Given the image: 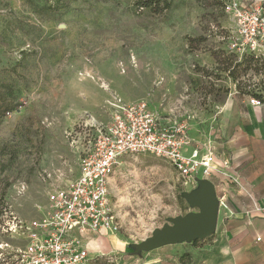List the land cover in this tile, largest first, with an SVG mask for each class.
Wrapping results in <instances>:
<instances>
[{"label":"rangeland","instance_id":"obj_1","mask_svg":"<svg viewBox=\"0 0 264 264\" xmlns=\"http://www.w3.org/2000/svg\"><path fill=\"white\" fill-rule=\"evenodd\" d=\"M227 1L174 0L155 14L136 0H0V96L14 106L0 116V251L25 248L17 222L41 217L51 186L75 180L110 122L113 94L147 101L170 126L185 124L217 159L235 152L249 94H264V64H242L237 77L221 69L216 56L229 55L234 24ZM208 178L186 180L150 153L126 155L111 184L120 230L104 231L101 247L85 235L92 263L180 264L178 248L203 239L149 251L138 244L200 213L187 198Z\"/></svg>","mask_w":264,"mask_h":264},{"label":"built area","instance_id":"obj_2","mask_svg":"<svg viewBox=\"0 0 264 264\" xmlns=\"http://www.w3.org/2000/svg\"><path fill=\"white\" fill-rule=\"evenodd\" d=\"M225 11L234 23L227 36L228 51L239 60L253 55L264 61V1L229 0ZM249 101L264 103L252 95ZM107 105L110 122L84 152L75 180L51 186L41 217L17 222L16 231L26 235L27 245L14 253V264H92L85 235L92 239L102 231L120 230L111 184L126 155L150 153L163 158L186 180L209 177L217 169L211 148L196 144L185 124L164 122L147 101L128 102L113 94Z\"/></svg>","mask_w":264,"mask_h":264},{"label":"crops","instance_id":"obj_3","mask_svg":"<svg viewBox=\"0 0 264 264\" xmlns=\"http://www.w3.org/2000/svg\"><path fill=\"white\" fill-rule=\"evenodd\" d=\"M245 111L248 129L240 130L235 152L218 157L208 178L220 200L216 231L178 248L180 256L192 254L191 264H264V103L253 105L248 98ZM100 236L94 241L99 247Z\"/></svg>","mask_w":264,"mask_h":264},{"label":"water","instance_id":"obj_4","mask_svg":"<svg viewBox=\"0 0 264 264\" xmlns=\"http://www.w3.org/2000/svg\"><path fill=\"white\" fill-rule=\"evenodd\" d=\"M198 181L201 184L198 190L202 193L200 200H198V208L202 211V214L196 216L190 222H179L174 219V225H170L173 227L167 228L159 236L155 232L154 236L146 241H160L161 243H158V245L162 246L166 243L183 241L185 239L189 241L204 239L214 234L218 223L220 200L216 195L215 186L210 180L199 179ZM164 239H168L167 241L169 242L163 241ZM138 248L142 250L143 247L138 244Z\"/></svg>","mask_w":264,"mask_h":264},{"label":"trees","instance_id":"obj_5","mask_svg":"<svg viewBox=\"0 0 264 264\" xmlns=\"http://www.w3.org/2000/svg\"><path fill=\"white\" fill-rule=\"evenodd\" d=\"M173 3L174 0H136L134 6L136 9H145L155 14H163L169 11L173 7ZM216 59L218 60L220 65H222L221 69L224 71H229L232 77H237L238 68L242 64H246V67H250V65L253 63L264 64L263 60L253 55L246 56L242 60H239L238 57L231 52H229L228 56H224V57L216 56ZM4 90H7V87H5ZM3 95L4 93L0 96L1 117L4 116L7 112L14 109V106L11 104V102L8 101L7 97H3ZM249 95L261 98L262 101L264 102V94H262L261 92L260 93L250 92ZM197 241L198 239L193 240V243H196ZM13 256H14L13 253L8 255L0 251V264H14ZM179 262L180 264H191L192 254L189 252L182 254L180 256Z\"/></svg>","mask_w":264,"mask_h":264},{"label":"bare ground","instance_id":"obj_6","mask_svg":"<svg viewBox=\"0 0 264 264\" xmlns=\"http://www.w3.org/2000/svg\"><path fill=\"white\" fill-rule=\"evenodd\" d=\"M200 198H201V191H199V190H194V191H192V192H190L188 194L189 201L193 205H195V206H198V200H200ZM214 200H216V199H214ZM201 214H202V211L200 213L196 214V215H192L191 214V215H188V216H186L184 218H180L178 221L179 222H190V221L193 220V218H195L196 216H200ZM167 228H170V227H167ZM167 228H164L163 230L156 231V235L159 236L161 234V232H163ZM167 240L168 239H164L163 241L169 242ZM158 243H161V242L160 241L159 242H149V241H146V242H144V243L141 244V246L143 247L142 250L149 251V250L158 248V247L161 246V245H158Z\"/></svg>","mask_w":264,"mask_h":264}]
</instances>
